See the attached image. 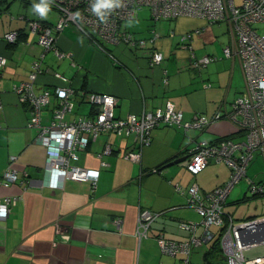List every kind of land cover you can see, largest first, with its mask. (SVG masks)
Returning a JSON list of instances; mask_svg holds the SVG:
<instances>
[{"label": "crops", "instance_id": "0c3cea01", "mask_svg": "<svg viewBox=\"0 0 264 264\" xmlns=\"http://www.w3.org/2000/svg\"><path fill=\"white\" fill-rule=\"evenodd\" d=\"M4 3L6 9L12 4L10 0H0V5ZM138 17L130 24L132 29L124 27L133 33L135 29L140 30L143 26L140 24L145 22ZM196 19L180 16L173 20L180 24ZM147 21V35H135L148 39L145 47H127L123 42L106 43L107 50L118 62L70 23L58 33L57 45L71 53L72 59L58 60L48 52L42 63L45 72L37 81L38 90H53L62 84L54 76L55 71L66 75L76 90V106L71 117L96 112L85 98L93 91L116 95L115 113L120 117L144 109L152 111L167 100L184 112L185 119L197 114L212 116L224 106L229 109L244 89V77L239 58L226 57L223 52L232 42L228 23L229 43L224 47H192L191 40V47H188L181 41L185 32L179 38L174 30L171 31L173 35L165 32L166 22ZM158 25L163 32L159 31L160 36L155 40H149L151 30H157ZM14 29H21L25 34L16 43L9 44L3 36ZM153 50L163 53L160 64L150 63ZM42 52L36 38L28 35L26 19L12 16L3 25L0 54L6 56L8 62L0 73V195L17 198L7 218L0 219V264H181V255L164 252L157 238L164 235L175 240L185 239L189 232L179 223H201L202 217L188 204L187 192L177 191L174 184L189 186L196 182L203 190H211L227 181L230 169L223 162L210 163L194 175L184 165L185 158L171 165L168 163L176 158H187L199 139L211 141L232 133L233 124L222 120L203 131H185L178 126L156 127L151 131V142L143 148L141 162L121 156L135 146L133 135L119 137L103 133L87 150L80 152V164L99 170L95 189L88 181L72 179L66 181L63 189L40 186L38 181L45 178L47 149L37 141L39 129L28 126L29 105L19 101L13 85L27 78L31 63ZM205 55H215L218 59L202 67L191 65L196 58ZM54 103L55 98L44 109V122L50 119ZM108 141L114 152L105 157L108 166H102L97 153ZM12 154L17 155L20 170H26L32 180L27 187L26 183L18 182L9 187L1 184ZM247 174L253 179H262L264 157L261 154L255 155ZM20 175L24 179L22 172ZM247 186L246 179L236 184L225 206V211L238 220L262 215L236 214L239 210L234 205L261 197L247 199ZM144 208L163 213L153 222L149 236L139 240L135 230L139 211ZM118 216L124 219L121 229L114 222ZM202 231L199 225L196 233L199 235ZM208 248L207 244L197 246L192 261L203 263Z\"/></svg>", "mask_w": 264, "mask_h": 264}, {"label": "built area", "instance_id": "2783aa9c", "mask_svg": "<svg viewBox=\"0 0 264 264\" xmlns=\"http://www.w3.org/2000/svg\"><path fill=\"white\" fill-rule=\"evenodd\" d=\"M39 3L40 0H29ZM95 0H49L54 16L38 15L37 18H25L26 29L30 37H35L43 48L41 55L31 63L26 79L13 85V90L21 103L28 104L30 117L29 127H37V141L46 147L47 160L45 178L40 186L63 189L68 179L88 181L95 189L99 180V170L88 168L79 163L80 152L87 150L92 141L103 133H113L119 137L134 136L135 146L128 148L121 156L134 162H141L143 148L151 142V131L159 126H178L185 131L190 129L203 131L211 125L228 120L233 124V132L238 138H226L217 143L206 139L195 142L190 155L184 161L186 168L194 175L200 173L210 163H225L229 169V178L225 183L211 190H203L196 182L185 186L176 182L179 192H187L188 204L201 215V223L182 221L179 226L188 231L185 239L175 240L160 235L157 242L162 250L170 254H180L181 264H203L192 261V254L197 246L209 243L214 238V228H223L220 243L225 264H264V253L248 257L246 250L264 243V214L246 219H235L225 211L227 199L236 184L242 179L247 180V193L251 196L264 195V174L261 180L248 176L247 171L256 154L264 157V34L254 27L256 23H264V0H120L119 7L108 11L107 19L101 20L93 12ZM148 7L154 21L174 19L180 16L197 17L207 23L225 21L228 23L232 42L223 49L226 57L237 56L243 71L244 89L227 109L219 108L212 116L197 114L185 119L184 112L167 100L163 105L152 111L142 110L140 113H129L125 117L117 116L115 106L117 96L108 92H89L87 101L96 109L92 115H73L75 111V87L70 79L59 71L54 76L62 84L53 90H38L37 81L43 74L42 61L46 53L52 51L58 59L68 57L71 53L60 49L57 35L70 23L74 24L83 35L100 47L117 62L116 57L109 53L106 43L118 44L125 42L133 47H145L148 39L137 38L135 34L122 26L124 21L139 16L142 8ZM201 29L197 28L196 32ZM149 40L160 36L159 31L152 29ZM19 29L4 34L8 43H16ZM173 35V32L171 33ZM192 31L185 32L181 41L191 47L189 41ZM164 59L161 51L151 52L152 65L160 64ZM218 59V56L205 55L196 58L191 65L205 66ZM6 56L0 54L1 69L7 64ZM75 65V60H72ZM167 79H165L166 81ZM55 98L48 122L43 120V111ZM2 107L0 91V108ZM114 152L111 142H106L97 153L102 166H108L106 156ZM17 155L12 154L3 172L1 184L9 187L15 183H32L26 170H20L16 163ZM158 169H154L157 171ZM21 172L24 179L21 178ZM17 196L0 195V219L5 220L11 205ZM163 212L141 209L137 218L135 235L139 240L149 236L154 221ZM114 222L119 229L124 222L118 216ZM199 225L203 227L197 234Z\"/></svg>", "mask_w": 264, "mask_h": 264}, {"label": "rangeland", "instance_id": "374dc122", "mask_svg": "<svg viewBox=\"0 0 264 264\" xmlns=\"http://www.w3.org/2000/svg\"><path fill=\"white\" fill-rule=\"evenodd\" d=\"M239 2L240 0H236ZM12 2L11 6L6 9V3L3 5H0V31L3 29V25L8 23V20L14 16L15 19H20L25 21V19L20 18L22 15L28 16L29 18H37L39 14L35 13L33 11V4H26L22 0H10ZM143 9V8H142ZM141 9V10H142ZM140 10L139 13V21L145 22L141 23L142 26L140 30L135 29V35H147L148 22L147 20L152 19L151 18V11L148 7H145L142 11ZM49 12L53 13L50 15L51 17L56 14V12H53L52 9L49 8ZM175 19V18H174ZM137 20H128L124 21L122 26H128L131 28V23L136 22ZM166 22L167 28H165L166 33H171L172 30L177 33L176 36L179 38L181 37V34L192 30V38H191V44L192 47H224L226 44L229 43V33H228V26L225 21L216 22V23H207L203 19H196V20H189L186 23H178L176 20L173 19H167V20H160L159 23ZM73 26V24H71ZM71 26V27H72ZM202 29L199 32H196L197 28ZM255 28H258V30L264 34V23H256L254 24ZM134 30V29H133ZM158 31H162L160 29V26L157 27ZM163 32V31H162ZM125 42H123L124 44ZM124 45L132 46L130 44L125 43ZM133 47V46H132ZM230 107V105H229ZM71 117V115H68ZM199 174V173H198ZM262 197V198H261ZM259 198H255L252 200H248L245 202H241L237 205H234L233 207L238 206V210L236 211L237 215H246V214H264V196H261ZM264 253V243L258 244L256 246L251 247L250 249L246 250L245 254L248 257H253L257 255H261Z\"/></svg>", "mask_w": 264, "mask_h": 264}, {"label": "trees", "instance_id": "16d2710c", "mask_svg": "<svg viewBox=\"0 0 264 264\" xmlns=\"http://www.w3.org/2000/svg\"><path fill=\"white\" fill-rule=\"evenodd\" d=\"M22 1L25 2L26 4H33L29 0H22ZM24 17L27 18L28 16L26 17L24 15ZM19 31H20L19 32V39H20L21 36H24L25 33L21 29H19ZM9 44H12V43H9ZM49 52H51L53 54L52 51H49ZM53 56H54V54H53ZM45 57H46V55H45ZM45 57L43 58V61H44ZM55 58L58 59L57 57H55ZM43 61H42V63H43ZM150 61H151V55H150ZM117 62H118V59H117ZM42 69H43V73H44L45 69L43 67H42ZM236 136H237L236 134H230V135H226V136L222 135V136H219V137L211 140V142L217 143L219 141H222L223 139L234 138ZM246 196H247V199L252 198V197H257V196H251L249 194H246ZM244 199H246V198H244ZM244 199H242V200H244ZM249 218H251V217H249ZM222 232H223V228H214V234L215 235H214V238L209 243H207L209 248L204 255L203 264H225V255L223 254L221 243H220Z\"/></svg>", "mask_w": 264, "mask_h": 264}, {"label": "clouds", "instance_id": "9594fccd", "mask_svg": "<svg viewBox=\"0 0 264 264\" xmlns=\"http://www.w3.org/2000/svg\"><path fill=\"white\" fill-rule=\"evenodd\" d=\"M120 0H95L92 4V10L101 20L107 19L108 11L115 7H119ZM50 8L49 0H40L39 3H33V11L40 16H46Z\"/></svg>", "mask_w": 264, "mask_h": 264}, {"label": "water", "instance_id": "95a60500", "mask_svg": "<svg viewBox=\"0 0 264 264\" xmlns=\"http://www.w3.org/2000/svg\"><path fill=\"white\" fill-rule=\"evenodd\" d=\"M184 158L186 159V156L181 157V158H176V159H174L173 161L169 162L168 164L171 165V164H173L174 162H179V161H181V160H184Z\"/></svg>", "mask_w": 264, "mask_h": 264}]
</instances>
